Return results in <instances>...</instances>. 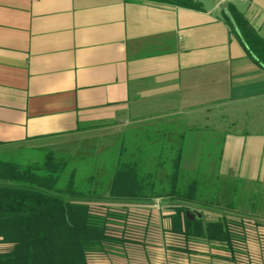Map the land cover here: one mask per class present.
I'll use <instances>...</instances> for the list:
<instances>
[{
  "label": "crops",
  "instance_id": "crops-1",
  "mask_svg": "<svg viewBox=\"0 0 264 264\" xmlns=\"http://www.w3.org/2000/svg\"><path fill=\"white\" fill-rule=\"evenodd\" d=\"M197 2L202 11L137 0H0V159L45 164L54 152L65 163L118 143L130 151L146 125H188L198 110L219 120L263 114L264 70L223 15L232 5L264 39V0ZM220 145L224 179L262 191L264 132L225 131ZM151 234L131 232L87 264H223L211 254L179 258ZM13 247L0 237V255Z\"/></svg>",
  "mask_w": 264,
  "mask_h": 264
},
{
  "label": "trees",
  "instance_id": "trees-1",
  "mask_svg": "<svg viewBox=\"0 0 264 264\" xmlns=\"http://www.w3.org/2000/svg\"><path fill=\"white\" fill-rule=\"evenodd\" d=\"M137 1L197 11L203 9V3L196 0ZM227 11L231 18L224 14L225 24L257 66L264 70V39L232 5ZM182 132L177 138L168 130L159 138L146 137L149 145L161 144L160 154L157 152L156 160H152L155 170L151 168L148 172L145 147L141 144L145 143V137L130 144V151L121 143V152L104 169L98 164L100 155H94L93 149L79 159L68 156L65 163L59 161L54 152L46 157L45 164L38 158L33 164L0 159V237L4 242L14 244L10 254L0 255V264H87L94 253L109 251L115 245L128 242L124 235L109 233L110 225L124 224V220L101 212L103 204H151L150 201L155 199L169 200L174 206V214L167 217L173 233L184 235L188 242L199 239L209 245H220L229 253V258L224 261L240 263L243 257L239 250L248 251L250 242L245 228L249 219L245 217L248 214L245 215L247 207L244 206L251 203V216L264 218L257 214L259 207L264 209V192L243 194L238 182L230 191L229 181L220 182L217 174L211 177L212 166H205L206 157L214 161L213 156L196 149L189 150V143H202L199 138L202 139L204 131L194 125L191 129L183 126ZM196 138L198 143L191 142ZM209 139H204L202 144ZM191 154L200 164L193 170L184 166L193 161ZM220 156L219 153L214 161L217 165ZM169 161L172 162L170 166ZM81 167L85 168V174L80 172ZM101 170H104L103 174ZM160 170L167 172L168 181L164 178L167 183L164 186L161 185L164 179L159 175ZM203 175L211 177L213 184L203 182ZM208 187L211 196L207 199L203 195ZM189 209L214 213L218 219L210 222L198 217L192 220L193 217L183 216L182 219V214L188 213Z\"/></svg>",
  "mask_w": 264,
  "mask_h": 264
},
{
  "label": "rangeland",
  "instance_id": "rangeland-1",
  "mask_svg": "<svg viewBox=\"0 0 264 264\" xmlns=\"http://www.w3.org/2000/svg\"><path fill=\"white\" fill-rule=\"evenodd\" d=\"M208 109L211 111L209 112V114H212V116L214 114L216 115L218 112L217 109L214 107H210ZM206 110L196 111L192 115L191 124L189 123L188 125L185 124V122H183L184 119H178V120L171 121L170 124H164V126L163 125L159 126L158 124H149L143 128V134H144L143 137H145L144 138L145 143L144 144L141 143V144L143 145V147H145L144 148L145 161L149 164V166L146 168L147 172L151 170L152 160L154 159L156 160V157L158 156L156 155L157 152H159L160 154V151H161L160 143H155L156 144L155 146H153V144L149 145L147 143L148 140H145V139L146 137H148V135L154 136V137L157 136V138H159V135H163L164 134L163 132L168 130L170 133H173V135H175V137L177 138L178 134L183 133L182 132L183 126L185 128L188 126L190 127L189 129H191V127L194 125H196V127H198L201 130L202 129L205 130L206 127L210 129L218 130V134H216L217 138L211 135L210 136L211 138L209 139L210 141L207 140L208 141V142L206 141L207 143L202 144L204 142V139H206L205 137H202V139L199 138L200 142L202 140V143H200L199 145L195 143L188 144L189 150H191V152L196 149L199 152L201 151V152H204L205 154L207 153L209 155L211 154V156H213L212 158L215 161L217 156L222 150V145H220L221 133L225 131L226 132L227 131H230V132H240V131L264 132V113L263 114H249V115L220 116V120H219V117H206L207 114H205L204 112ZM187 134L190 135V137L192 136L190 132H188ZM199 139L196 138L195 140L191 142L195 141L196 143H198L196 140H199ZM166 145H167V142H166ZM120 147H121L120 143L114 144V146L111 147L112 149H109L108 151L106 150L105 152H103V154L98 159L100 160V162L98 163L99 166H101L104 169L106 164L107 165L112 164L113 162L112 160L114 159V157L117 158V155H119V152H121L120 150H122L120 149ZM191 155L192 157L190 158L195 157L193 154ZM195 160L196 159L193 158V161H188L184 166L190 170H193L194 167H196L199 164V163H196L199 160H196V161ZM206 160L207 162L205 163V166L206 165L209 167L212 166L210 168V170L212 171L211 177L214 178V176L217 174V177L219 178L220 182H223L224 180L226 181L227 179H224V173H221L219 169V164L217 165V163H214V161L211 160L210 157H208V159L206 157ZM211 161L213 162L211 163ZM170 163L172 164V162L169 161L168 166L171 165ZM85 164L87 166L89 165V163L88 164L85 163ZM152 170H155V169L152 168ZM84 171H85V168L81 167L80 172L82 174H85L83 173ZM160 171H159V175L161 176V178L162 179L166 178V180L168 181L167 179L168 177H166V174H167L166 170L161 171V172ZM101 172L103 174L104 170H101ZM203 176L205 177V175ZM211 177L210 178L205 177V179H202V180L203 182H206V184H208L209 182L213 184ZM166 180L164 179L161 185L163 186L166 185L167 184ZM228 183H229L230 191L236 188L234 186L237 183L233 182L232 179H229ZM238 185H240L243 194L252 193V192H256L258 194L259 192L261 193V190H260L261 188L257 187L256 185L255 186L253 184L244 185L243 183H239ZM209 187L206 188L207 193L205 192V194L203 195V196L206 195L207 199L211 196V191ZM211 189H214V188L212 187ZM262 192H264V189L262 190ZM168 201L169 200L165 201L161 199H155V200L150 201L151 204L109 203V204H103L101 206L102 207L101 209H103L101 210V212L103 213L107 212L108 214H112L113 218L118 219V220L122 219L125 221V222L123 221L124 224L120 222L119 224L110 225V227L108 228L109 233H113L115 235H120V236H123V235L125 236V235H129L131 232L133 233L139 230H142V232L143 231L151 232L152 234L150 235V237L154 243L162 241L164 246H168L170 247V249L172 248L174 254H178L179 258H182V259L191 258V257H195L196 255H201L203 258V256H207L208 254H211L213 255L214 259L216 258L215 259L216 261L219 260L218 262H223V264H230V261L228 260L224 262V258L226 257L229 258V253L225 251V249H223L222 246L217 245V244L216 246H213L212 244L209 245L207 244L206 241L199 240V239L188 242L187 239H185L184 235L173 233L172 228H171V222L169 221L170 219L169 220L167 219L166 222L160 221L158 219V217H161L163 215H165L167 218L169 215L174 214V211H175L174 206L170 204ZM250 206H251V203H248L246 206H244L245 208L247 207L246 208L247 213H245V215L248 214L247 215L248 217L247 216L245 217L249 219V221L247 222L245 226V228L248 230L247 237L250 241L248 243L249 244L248 251L244 249H240L239 252L242 254L241 257L249 260L248 262L249 264H256L255 261L258 260L256 259V257H258L257 255L264 256V249H263L264 247L261 246V243L264 242V218L258 217V216H251ZM258 209L260 211L257 214L260 216L264 215L263 207L261 206ZM187 211L188 213H190V217H193L194 219H196V216L193 215L195 212L193 209H189ZM232 212L237 213L234 211ZM240 212H242V210H240ZM186 213L187 212L182 214V217H181L182 219H184L183 216L186 217ZM202 213H203V219H206V221L208 222L218 219V216L214 213H211V212L208 213V212H203V211ZM250 219L253 220V222L250 221ZM258 221H260L263 224L258 223ZM157 231H160L161 233H158ZM258 242H261V243L258 244ZM263 244L264 243H262V245ZM178 247L181 248L182 250L177 249Z\"/></svg>",
  "mask_w": 264,
  "mask_h": 264
},
{
  "label": "water",
  "instance_id": "water-1",
  "mask_svg": "<svg viewBox=\"0 0 264 264\" xmlns=\"http://www.w3.org/2000/svg\"><path fill=\"white\" fill-rule=\"evenodd\" d=\"M225 12H226V15L231 18V16L229 15L228 11L226 10ZM193 215L198 217V218H200V219L203 218L202 217V213L200 211H195ZM186 217H188V219H190V213H186ZM192 220H194V218H192Z\"/></svg>",
  "mask_w": 264,
  "mask_h": 264
}]
</instances>
